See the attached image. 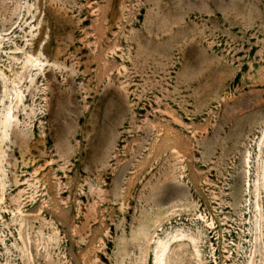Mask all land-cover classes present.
<instances>
[{"label":"rangeland","instance_id":"374dc122","mask_svg":"<svg viewBox=\"0 0 264 264\" xmlns=\"http://www.w3.org/2000/svg\"><path fill=\"white\" fill-rule=\"evenodd\" d=\"M0 264H264V0H0Z\"/></svg>","mask_w":264,"mask_h":264}]
</instances>
